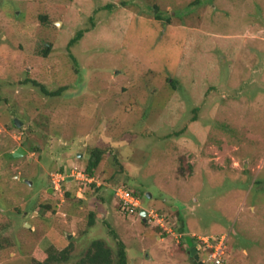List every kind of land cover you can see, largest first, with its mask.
<instances>
[{
    "label": "rangeland",
    "instance_id": "obj_1",
    "mask_svg": "<svg viewBox=\"0 0 264 264\" xmlns=\"http://www.w3.org/2000/svg\"><path fill=\"white\" fill-rule=\"evenodd\" d=\"M195 1L0 0V264L69 245L73 263L94 238L128 264H198L197 237L222 234L225 264H264V0Z\"/></svg>",
    "mask_w": 264,
    "mask_h": 264
},
{
    "label": "trees",
    "instance_id": "obj_2",
    "mask_svg": "<svg viewBox=\"0 0 264 264\" xmlns=\"http://www.w3.org/2000/svg\"><path fill=\"white\" fill-rule=\"evenodd\" d=\"M200 0H196L194 4L199 3ZM160 18V17H158ZM42 20H46V15H41ZM83 30L77 31L75 36L70 40V45L76 43L83 34ZM51 50V42H48L41 53L44 56H47ZM34 84H39L41 90L48 95H57L64 88L55 91H50L48 88L41 84L40 82L33 79ZM105 150L100 147H95L90 150L88 162L86 165V172L88 171L89 175H93L96 168L99 166L102 156ZM11 157L14 155L11 153ZM122 184V183H121ZM116 184V186L121 185ZM124 185V184H123ZM126 186V185H125ZM130 189V188H129ZM114 191V189H113ZM69 194V192H67ZM90 224L94 223V214H90ZM184 232L182 229H180ZM195 238V237H194ZM193 237L191 238V240ZM189 241V237H187ZM194 240V239H193ZM195 244V242H193ZM72 258V246L69 245L63 249L57 250L54 247H50L46 253V256L43 259H38L34 264H128L127 252L125 245L122 241H118L116 248L114 249L111 245L107 243L106 240L102 238H94L90 241L87 249L79 255L78 259L71 263Z\"/></svg>",
    "mask_w": 264,
    "mask_h": 264
},
{
    "label": "built area",
    "instance_id": "obj_3",
    "mask_svg": "<svg viewBox=\"0 0 264 264\" xmlns=\"http://www.w3.org/2000/svg\"><path fill=\"white\" fill-rule=\"evenodd\" d=\"M75 176H81L82 179H85L89 182H92L93 177L89 176L86 170L83 169V171H77L75 172ZM67 174L59 173L57 174L56 179H54V183L56 184V187L59 186L60 182L65 180ZM79 178V177H78ZM114 194L116 199L118 200L119 207L124 211V213H132L134 212L138 207H141L140 199L137 197V195L134 194L133 191H131L127 186L121 184L114 187ZM147 219L152 220L155 218L157 220V223L164 229V231L169 232L167 224L164 222L165 219L163 216H160L155 209L147 208ZM181 234V233H180ZM204 244H206L205 247H208L209 252V260L206 261L207 263L211 264H225L224 262V254H225V248L227 245V237L226 235L222 234L219 236H200L197 237Z\"/></svg>",
    "mask_w": 264,
    "mask_h": 264
},
{
    "label": "water",
    "instance_id": "obj_4",
    "mask_svg": "<svg viewBox=\"0 0 264 264\" xmlns=\"http://www.w3.org/2000/svg\"><path fill=\"white\" fill-rule=\"evenodd\" d=\"M15 122L18 125H21V121L17 118H15ZM25 151V149L23 147H18L15 151H13V155L14 156H18V155H22ZM68 179H73V177H68ZM148 196L151 197V193H148ZM141 215L143 217V220L146 221L147 220V211L145 209L141 210ZM189 252L191 253V255L194 257V259L197 261L198 264H211V263H206L204 260L201 259L200 257V253L198 252V249L196 247V245H193L192 247H190Z\"/></svg>",
    "mask_w": 264,
    "mask_h": 264
},
{
    "label": "clouds",
    "instance_id": "obj_5",
    "mask_svg": "<svg viewBox=\"0 0 264 264\" xmlns=\"http://www.w3.org/2000/svg\"><path fill=\"white\" fill-rule=\"evenodd\" d=\"M66 178H68V176L66 177ZM115 187V186H114ZM114 187H113V189H114ZM114 192V191H113ZM135 194V193H134ZM115 195V194H114ZM136 195V194H135ZM142 209H145L146 211H147V208H142ZM141 209V210H142ZM147 217V216H146ZM202 260H204V259H202ZM205 261V260H204ZM206 262V261H205ZM207 263V262H206Z\"/></svg>",
    "mask_w": 264,
    "mask_h": 264
}]
</instances>
